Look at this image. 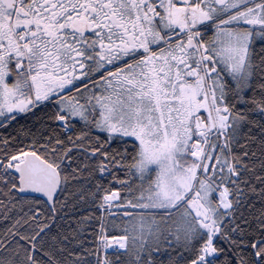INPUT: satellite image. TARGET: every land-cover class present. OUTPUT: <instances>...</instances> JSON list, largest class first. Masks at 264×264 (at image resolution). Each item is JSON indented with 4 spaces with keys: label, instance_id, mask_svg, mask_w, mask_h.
I'll return each instance as SVG.
<instances>
[{
    "label": "snow or ice",
    "instance_id": "snow-or-ice-1",
    "mask_svg": "<svg viewBox=\"0 0 264 264\" xmlns=\"http://www.w3.org/2000/svg\"><path fill=\"white\" fill-rule=\"evenodd\" d=\"M0 264H264V0H0Z\"/></svg>",
    "mask_w": 264,
    "mask_h": 264
}]
</instances>
